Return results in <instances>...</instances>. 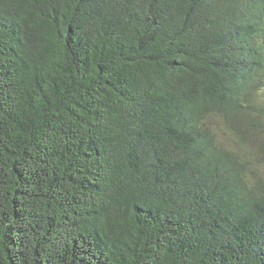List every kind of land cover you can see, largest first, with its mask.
Listing matches in <instances>:
<instances>
[{
  "label": "trees",
  "instance_id": "obj_1",
  "mask_svg": "<svg viewBox=\"0 0 264 264\" xmlns=\"http://www.w3.org/2000/svg\"><path fill=\"white\" fill-rule=\"evenodd\" d=\"M262 90L264 0H0V264H264Z\"/></svg>",
  "mask_w": 264,
  "mask_h": 264
},
{
  "label": "rangeland",
  "instance_id": "obj_2",
  "mask_svg": "<svg viewBox=\"0 0 264 264\" xmlns=\"http://www.w3.org/2000/svg\"><path fill=\"white\" fill-rule=\"evenodd\" d=\"M259 103L264 104V90H262L259 94ZM216 125H217L219 139L225 143L228 144L232 143L231 145H234L236 141V137L227 128L222 127L220 121L219 124L217 123Z\"/></svg>",
  "mask_w": 264,
  "mask_h": 264
}]
</instances>
